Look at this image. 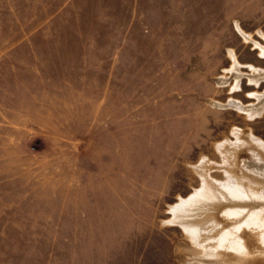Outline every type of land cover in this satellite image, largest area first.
Here are the masks:
<instances>
[{"label": "rangeland", "instance_id": "374dc122", "mask_svg": "<svg viewBox=\"0 0 264 264\" xmlns=\"http://www.w3.org/2000/svg\"><path fill=\"white\" fill-rule=\"evenodd\" d=\"M261 48L264 0H0V264H264Z\"/></svg>", "mask_w": 264, "mask_h": 264}, {"label": "bare ground", "instance_id": "6f19581e", "mask_svg": "<svg viewBox=\"0 0 264 264\" xmlns=\"http://www.w3.org/2000/svg\"><path fill=\"white\" fill-rule=\"evenodd\" d=\"M261 51L264 53V48H261ZM234 62L236 63V61H234ZM252 68L256 70V68H254V67H252ZM232 131L236 135L237 139H240V137H239L240 134H238V133H240V131L237 128H234ZM259 142H260L259 144H261V141H259ZM262 146H264V144H262ZM227 175L229 176V173ZM232 177L227 178L229 181H227L225 183L224 182L220 183L221 188H217V187L213 186L212 184L208 183L207 180L204 179V181H206V182H204L202 184V187L200 189L194 190V192L186 198H179V201L176 204L170 206L171 211L176 216V218H175L176 220H178V219L179 220H185V221H180V223L192 235L193 239L196 240V242L200 239L199 237L201 236V230L203 228V225H202L203 222L201 223L200 220L199 221L198 220H196V221L188 220L187 221V219L184 216L186 214L185 211L189 209V206L196 204L198 202H201L202 199L207 200V201H213V200H219L220 201L222 198L226 199L227 193L231 194L232 196L240 197V198H242L243 196L250 197V195L259 194V192L256 189L252 188L250 185H248V186L244 185V183L242 182L243 181L242 179L237 177V179L235 178V180H233ZM247 189H248V191H246ZM245 203H247V202H245ZM245 203H243V202L238 203V205H235L234 207H230V206L228 208L226 207L227 208V210H226L227 214L232 215L234 217L240 215V213L245 210V205H246ZM206 205H210V204L207 203ZM206 205H202V207H204ZM208 208H210V207L208 206ZM195 209H197V208H195ZM251 209H253V208H251ZM204 210H205V208H204ZM178 211L180 213H177ZM197 214H199V213H197ZM258 214H259V212H257V211L249 212V214L246 215L247 219L245 217L243 222H244V224H246L247 226H250L251 228H254V229L259 228L261 230V233H259V234L264 239V219H262V216H259ZM210 220L212 221L210 227H214V225L220 224L213 217ZM236 223L237 224H235L234 227L232 225L227 229H223L221 231V233L219 232L220 235L217 237L215 247L216 246L219 247L220 245L221 246L224 245V246H230V247L235 248V249H239L240 251L247 250L246 240L242 236L243 235L242 229L239 231V226L241 225V223L239 221ZM221 225L223 227V224H221ZM203 246H204V244H203Z\"/></svg>", "mask_w": 264, "mask_h": 264}]
</instances>
